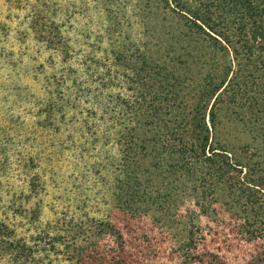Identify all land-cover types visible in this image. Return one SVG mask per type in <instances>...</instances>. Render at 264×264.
<instances>
[{"label": "rangeland", "instance_id": "374dc122", "mask_svg": "<svg viewBox=\"0 0 264 264\" xmlns=\"http://www.w3.org/2000/svg\"><path fill=\"white\" fill-rule=\"evenodd\" d=\"M216 1L230 2L232 14L211 0H177L171 8L162 0H0V220L23 236L59 221L70 225L73 217L117 219L115 190L138 201L122 206L144 210V225L160 241L166 230L178 231L172 213L210 208L194 221L206 238L201 246L228 264L247 262L260 242L237 236L238 225L256 216L255 229H264V196L247 200L244 190L247 179L264 176V48L253 37L264 32V18L251 19L247 1ZM251 6L264 9L260 0ZM195 11L212 17L220 39H231L228 54L190 29L184 15ZM227 73L222 90L201 102L209 144L220 154L213 161L194 156L197 163L183 168L175 149L198 134L192 118L203 87L218 86ZM139 94H146L142 107L113 126L110 115H119L107 107L110 98L120 96L125 109ZM173 100L177 109L168 110ZM122 142L134 144L128 155ZM222 150L247 167L244 175L228 167ZM158 195H170V205H155ZM0 264L10 263L0 256Z\"/></svg>", "mask_w": 264, "mask_h": 264}, {"label": "trees", "instance_id": "16d2710c", "mask_svg": "<svg viewBox=\"0 0 264 264\" xmlns=\"http://www.w3.org/2000/svg\"><path fill=\"white\" fill-rule=\"evenodd\" d=\"M247 1V15L252 19L254 15L263 16L264 9L256 12L257 7L251 6V0H237V2ZM250 1V3H249ZM172 2H177V0H162V4L171 8ZM212 6H216L217 9H221L222 14L226 17L232 14L228 8L230 2H214L212 1ZM229 3V4H228ZM179 4V3H178ZM260 4H264V0H260ZM211 5H207L206 8H210ZM237 5V4H235ZM244 6V5H243ZM187 12H191L190 8L183 7ZM228 10V12H227ZM258 10V9H257ZM187 16V22H189V27L191 30L203 33L209 40H211L219 51H226L228 54L227 43L231 42V39L223 35L224 40L218 37V31L215 29L214 25H211L212 17L207 19V16H202L199 12H193L191 15ZM242 22L244 14L240 17ZM255 27L257 22L255 21ZM264 23V19H263ZM216 24V23H215ZM262 26V25H260ZM205 27L209 28L213 33L206 30ZM243 25L241 26L242 30ZM212 34H216L213 36ZM253 37L259 41L263 42L261 48H264V32L262 29L254 33ZM261 49V50H262ZM238 54V52H236ZM180 59V58H179ZM121 60L116 63L120 64ZM175 62V61H174ZM262 62V61H260ZM130 73L127 76L125 84L129 85V89L132 88L134 84V78L131 79ZM228 77V73L222 76V81L218 86L212 85V82L205 83L203 89H205L200 98V104L195 105L196 115L192 118L195 122V126L198 129V134L193 135L191 142H181L180 147L176 148L178 154V162L182 163V167L193 166L194 156L197 158H205L208 161H213L217 153L210 142V131L206 125L205 116L201 111V105L203 101L208 100V102L215 97V95L222 90L225 80ZM120 96L113 101L110 98L107 107L113 109L117 107L119 117L110 115L111 123L113 126L120 122L124 124L126 121L125 117L130 115L131 107L138 108L141 106V101L146 97L144 95H138L136 97V102H130L131 99H127L125 109L122 104L123 101L119 99ZM71 99V98H70ZM176 100L172 103L167 104L168 110H176L175 106ZM130 110V111H129ZM160 109H155L154 114H158ZM121 112V113H120ZM212 112V111H211ZM120 114H122L120 116ZM122 117V118H121ZM211 122L215 126V114L211 113ZM125 125V124H124ZM121 134L120 136H122ZM173 141L180 138L179 129L171 130L170 135H168ZM171 140V139H170ZM121 153L128 155L131 152V146L128 148L126 145L121 143ZM222 155L224 158L228 159L227 163L230 169H233L237 173H242L244 175V170L247 167L243 163H233L230 156L227 154V150H222ZM260 167V163H258ZM261 170V169H260ZM264 170V169H262ZM220 173V168L218 169ZM222 175V172H221ZM242 179L244 178L241 177ZM116 185V184H115ZM138 186V182L133 184ZM206 183L203 181L201 184H196L191 190L192 194L200 192L204 189ZM244 190H246V199L254 198V194L258 193L264 196V176L259 179H247ZM205 191H203L204 193ZM253 195V196H252ZM114 199L117 200L119 206L117 207V219H100L97 217H89L88 215L82 217H73L69 224L57 222L53 226H46L45 228H35L34 231L30 230L29 235H19L16 229L12 228L5 220H0V256L3 261L9 262L10 264H228L220 253L211 251L207 244L201 246L202 241L205 238L200 230V226L194 222L196 217L199 215L210 216V208L202 206L199 211L189 209L183 216L176 215L172 213L170 216L173 219L174 229H178L173 235L167 230L163 233L161 241L152 236V231L148 230L144 225L146 212L140 208L135 210L123 207L122 205L132 203V197L128 195L124 197L114 190ZM125 198L124 201L122 197ZM193 195H188L186 199L192 197ZM206 197V193L203 195ZM245 197V195H244ZM170 195H158L154 198L155 205H170ZM179 205L181 208L187 200ZM119 200V201H118ZM138 201H135V203ZM135 203H132L133 206ZM138 204V203H137ZM136 204V205H137ZM200 204H198L199 206ZM169 210L171 208L169 207ZM177 210V209H176ZM199 212V213H198ZM256 215V214H254ZM198 218V217H197ZM26 219V218H25ZM255 219V220H254ZM253 222H245L238 225L237 236L241 238H246L247 243H257L255 249L251 251L250 258L245 264H264V229L256 230L255 225L259 222L258 217L254 216ZM33 222H36L33 219ZM28 222V219H27ZM32 222V223H33ZM264 228V221H260ZM179 224L183 228L179 227ZM238 224V223H236ZM181 226V227H182ZM246 229V234L243 235V230L241 227ZM236 230V229H235ZM168 233V235H166ZM170 235V238H168ZM244 236V237H243ZM176 237V238H175ZM204 237V239H203ZM169 239L170 247L169 249L160 246V242L164 245L165 241ZM221 250V249H220ZM163 258H166L164 261ZM169 261V263H166Z\"/></svg>", "mask_w": 264, "mask_h": 264}]
</instances>
